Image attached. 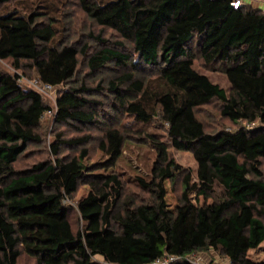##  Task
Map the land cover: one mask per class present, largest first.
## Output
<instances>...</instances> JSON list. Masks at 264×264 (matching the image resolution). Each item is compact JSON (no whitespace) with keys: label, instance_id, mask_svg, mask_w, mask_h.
Instances as JSON below:
<instances>
[{"label":"trees","instance_id":"1","mask_svg":"<svg viewBox=\"0 0 264 264\" xmlns=\"http://www.w3.org/2000/svg\"><path fill=\"white\" fill-rule=\"evenodd\" d=\"M76 1L137 54L130 60L99 35L92 37L100 46L87 56L90 71L107 63L130 70L108 81L113 108L142 126L159 117L166 139L122 125L142 135L156 155L150 179L135 178L148 194L140 202L122 199L121 180L106 172L128 133L113 126L98 143L107 156L103 162L87 166L86 147L70 158L58 157L62 144L80 146L90 139L64 140L58 133L50 144L53 159L17 171L14 163L25 146L39 140L35 129L44 113L58 123L102 124L101 103L85 95L92 89L84 84L69 85L59 89L52 108L36 90L21 88L16 74L0 68V264H17L21 252L37 264H94L95 255L105 264H152L165 257H174L170 264H191V254L204 250L219 251L232 264H264L246 257L264 241V9L245 0L237 7L234 0ZM36 15L0 14V60H10L15 69L25 62L54 88L70 83L78 55L86 56L88 46L51 44L56 28ZM195 54L225 75L229 94L194 68ZM139 65L156 70L158 90L134 78ZM212 100L230 122L249 126L206 133L194 110ZM169 148L191 152L196 163L195 180L184 173L173 208L163 183L184 169ZM80 182L88 189L76 203L82 224L73 230L64 201Z\"/></svg>","mask_w":264,"mask_h":264},{"label":"rangeland","instance_id":"2","mask_svg":"<svg viewBox=\"0 0 264 264\" xmlns=\"http://www.w3.org/2000/svg\"><path fill=\"white\" fill-rule=\"evenodd\" d=\"M252 7H255V2ZM249 4V0H245ZM260 8H263L260 7ZM16 11L21 14L36 13L37 21L50 22L56 28V34L51 44H74L76 48L87 45L86 56L78 55V64L74 77L70 83L58 86L52 91L39 93L43 102L54 108L55 98L59 89L67 88L69 85L79 86L84 84L92 89L86 96L95 99L101 103L100 119L102 124L96 125H79L75 123H58L53 119L50 112L43 114L38 127L35 129L39 137L38 141H33L25 146L23 152L18 156L14 163V169L17 171L28 169L33 164L53 159L50 151V144L56 138L58 133L61 138L68 140L74 137L89 135L90 139L84 145H66L62 144L59 148L58 157L70 158L78 154L81 147H86L88 154L84 163L89 166L107 159L105 153L98 148L99 141L103 138L104 130L107 126H113L125 131L123 124L131 129H139L142 132L156 134L159 139H166L164 132V123L156 117L151 123L146 125L134 124L132 118L124 116L116 111L112 106V95L107 91L108 81L114 79L123 72L130 71L127 68H117L112 63H107L97 71H90L86 65V59L89 54L94 52L100 45L92 37L99 35L100 38L107 40L109 46L121 50L127 54L130 60H135L137 54L129 41H124L109 28L101 27L88 18L80 9L76 0H8L6 3H0V14ZM47 11V12H44ZM42 13H45L42 15ZM52 17V19H51ZM123 42L122 47L115 46V43ZM22 67L15 69L10 60H0V68L4 73L18 76V83L23 89H33L31 81L35 79L36 71L27 67L22 62ZM194 68L210 78L213 83L218 84L227 94L230 93V86L225 75L218 70L216 66L207 67L203 64L198 54H195L193 60ZM156 70L139 65L138 70L134 72V78L143 80L151 90H158L160 83L155 79ZM100 85V87H98ZM196 118L203 124L206 133H215L221 129L233 130L240 126L248 127L245 121H239L234 124L226 117L220 114V102L212 100L211 102L199 106L194 110ZM125 143L121 155L115 161L114 165L106 170L112 171L118 175L122 182V199L131 198L135 202L147 199L148 194L142 191L136 184V177L150 179V173L156 161V155L153 148L145 142L142 135L135 134L131 131H125ZM169 155L183 169V173L177 174L173 180H164L165 200L169 208H173L179 200L182 191V177L184 173L190 172L192 181L195 180L196 163L191 152L180 151L174 148L168 149ZM262 179L264 180V160L261 159L260 166ZM88 186L83 182L78 184L76 192L70 200H65V205L70 207L68 219L73 230L81 226V220L76 210L77 201L87 192ZM194 197V195H192ZM200 202L202 199L200 198ZM120 209V202L117 204L115 211ZM264 222V218H263ZM246 257L256 261L264 262V241L255 249L246 252ZM94 264H105L103 258L99 255L92 257ZM190 260H195L197 264H232L222 253L215 250L196 251L191 254ZM17 264H37L34 257L21 252Z\"/></svg>","mask_w":264,"mask_h":264},{"label":"built area","instance_id":"3","mask_svg":"<svg viewBox=\"0 0 264 264\" xmlns=\"http://www.w3.org/2000/svg\"><path fill=\"white\" fill-rule=\"evenodd\" d=\"M241 4L240 0H234L232 2L233 7H237ZM31 86L34 90H36L38 93H46L49 91H52L55 89L53 86L42 82L39 78H35L31 81ZM174 260V257H165L163 259H158L152 264H170V262ZM191 264H197L195 260H190Z\"/></svg>","mask_w":264,"mask_h":264},{"label":"crops","instance_id":"4","mask_svg":"<svg viewBox=\"0 0 264 264\" xmlns=\"http://www.w3.org/2000/svg\"><path fill=\"white\" fill-rule=\"evenodd\" d=\"M253 2H254V1L249 0V4H250V5H252ZM262 6H263V8H260V7H262ZM254 8L264 9V0H257V1L255 2V7H254Z\"/></svg>","mask_w":264,"mask_h":264}]
</instances>
